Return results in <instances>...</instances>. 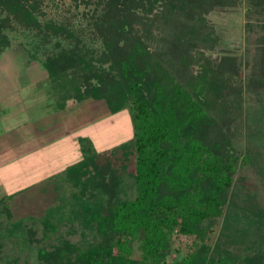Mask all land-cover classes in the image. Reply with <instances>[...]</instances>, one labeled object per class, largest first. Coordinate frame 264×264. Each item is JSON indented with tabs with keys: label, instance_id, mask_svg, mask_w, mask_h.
I'll use <instances>...</instances> for the list:
<instances>
[{
	"label": "trees",
	"instance_id": "obj_1",
	"mask_svg": "<svg viewBox=\"0 0 264 264\" xmlns=\"http://www.w3.org/2000/svg\"><path fill=\"white\" fill-rule=\"evenodd\" d=\"M236 2L105 0L104 15L95 23L100 51L80 47V41L68 48L56 44L60 50L42 63L55 98L47 103L50 112L64 114L76 104L82 112L72 127H79L93 120L95 109H88L97 103L104 105L103 114L127 110L131 133L106 146L98 143L100 136L78 134L73 163L11 194L8 199L15 197L17 206H7L1 191L0 204L13 220L0 230L1 247L4 240L22 239L17 244L30 250L33 264H167L178 235L190 240L191 249L173 264H264V254L252 253L249 245L243 257L236 253L244 230L229 221L233 214L232 220H250L253 197L247 195L244 206L231 199L235 174L249 155L234 148L229 122L209 112L225 102L229 90L239 98L243 93L232 81L240 75L238 57L214 61L206 53L216 38L205 27V12ZM39 4L0 0V57L12 44L5 29L13 28L14 20L73 38L62 25L41 23ZM154 6L158 10L151 16ZM256 64L261 71L254 68L249 81L262 88L263 42ZM43 188L52 189L54 200L39 216L40 235L34 225L38 213L31 211L27 219L23 210L34 206L33 194ZM228 205V221L217 229ZM19 261L17 255L3 264Z\"/></svg>",
	"mask_w": 264,
	"mask_h": 264
},
{
	"label": "rangeland",
	"instance_id": "obj_2",
	"mask_svg": "<svg viewBox=\"0 0 264 264\" xmlns=\"http://www.w3.org/2000/svg\"><path fill=\"white\" fill-rule=\"evenodd\" d=\"M39 1L42 13L37 14V17L41 23L51 21L62 25L72 33L73 38L66 39L62 34L60 36L47 35L46 33L49 31L32 29L15 20L12 22L13 28L5 29L12 44L0 57V162L17 158L21 153L25 154L24 151L28 149V146L24 143L25 139L21 137L20 131L24 126L41 136L44 134L41 131L49 125L59 127L61 118L66 123L70 120L76 121L79 113L82 112L80 107L71 103V107L66 113L53 112L49 115L51 112L47 103H55V98L49 93L51 86L49 77H47L48 72L42 63L47 56L60 50L56 44L60 42L63 48H68L80 41V47L84 45V48H91L95 51H100L103 46L95 23L100 21L104 15L105 0ZM157 6H154V11L150 13L151 16L158 10ZM204 22L205 27L211 30L216 38L214 44L208 43L207 57L215 61L223 56H234L238 57V61L241 62L240 75L232 80L235 82V87H243V93L239 95L241 98L235 94L236 90L233 92L229 90L225 94V102L222 105L217 109H209V112L219 120L224 118L226 122H229L230 128L228 127L227 131L233 139L236 151L242 155L246 153L249 155L247 158L249 162L244 163V166L240 167L235 174L236 180L231 194V199L235 205L239 206L247 202V195L253 197L251 200L253 205L249 204L247 209L246 204L247 212H249L247 216L250 218L249 223L243 219L232 220L235 218V214L229 220L234 228L238 227L244 230L242 241L240 244H236L235 251L243 257L248 249L245 246L249 245L254 249L252 253L264 254V87H256L249 81L254 74V68L255 73L261 71L260 65L256 64L255 67V63L256 49L261 42L264 43V0L260 4H255L253 0H237L234 5L216 6L209 12H205ZM154 33L157 34V31L154 30ZM44 37L47 38V42H43ZM210 42L212 41L210 40ZM209 102L212 104V100ZM102 107L104 105L97 103L88 109L89 111L95 109L92 111L95 115L92 119L95 120L80 127L72 135L75 137V134L79 133L90 135L93 138L100 136L98 143H105L106 146L117 139L118 142L121 141L129 135V132L131 133L126 121L129 116L127 110H123L116 116L111 113L103 114L105 111L102 110ZM20 119L24 122L19 121ZM13 120L17 122L15 123ZM11 134L14 137H19L20 140L10 137ZM30 138H33L31 133L26 135V139ZM48 150L49 156L44 151L42 154L45 153L49 159L48 162L53 165H61L64 168L63 164L73 163V154L68 155L67 161L61 160L64 153L62 143L53 149L48 148L46 151ZM54 157H59V159L53 160ZM241 162L244 161L241 159ZM15 168L16 166H12L11 169L0 168V197L2 196L1 189H6L7 192L3 196L6 195L5 203L10 207L17 206L15 204L18 202L14 201L15 197L13 199H8V197L11 194L12 197L18 193V190L23 189V186L19 185H24L28 179V176H24L26 172H23V169L16 170ZM51 191L43 188L40 194L37 192L39 197L37 193L33 194L35 200L37 199L34 200V206H28L29 208L23 210L24 217L26 216L27 219L30 217L27 214H30L31 211L35 214L38 213V216L34 215L36 219L34 225H38L40 235L42 229L39 216L42 215L41 212L44 208L47 210L48 206L53 204L54 199ZM4 209L5 207L0 204V222H2L0 230L3 232V228L10 227V223L13 222ZM233 209L235 210V208ZM231 210L228 205L225 215L218 221L217 229L220 228V223L228 221L227 215ZM14 212L15 218H20L21 215H17L15 210ZM27 221L30 222V220ZM77 235L71 237L77 239ZM10 240H4L3 243L6 242V245L0 246V264L17 255L20 257V264H25V262L33 264L34 261H31L33 257L29 254L30 250L23 248L22 244H17L22 239L13 237ZM190 243V240L185 236L175 235L166 263L173 264L174 261L181 258L191 249ZM137 246L138 243L135 244L136 248ZM212 251L213 246H210L205 253L209 255ZM135 256H140L138 251Z\"/></svg>",
	"mask_w": 264,
	"mask_h": 264
},
{
	"label": "crops",
	"instance_id": "obj_3",
	"mask_svg": "<svg viewBox=\"0 0 264 264\" xmlns=\"http://www.w3.org/2000/svg\"><path fill=\"white\" fill-rule=\"evenodd\" d=\"M52 113L53 112L49 113V115H51ZM119 113H122V111ZM119 113H117L116 116H118ZM36 118L38 117L36 116ZM19 121H23V120L20 119ZM16 122L17 121H15V123ZM72 123L73 121L71 120L66 123L61 118L59 127H56V126L53 127L49 125L45 130L41 131L42 133H44L41 136L40 135L38 136V134L35 131L27 129V126H24L23 129H20L21 137L25 139L24 143H26V145L28 146V149L24 151L25 152L24 155H22V153L19 151V153L21 154L20 156H17V158H14V159L11 158L10 160L1 161L0 168L11 169L12 166H16L15 168L16 170L23 169L22 171L26 172L24 176L25 177L28 176L26 183L24 185L23 184L19 185L23 187L25 185H30L31 183L38 182V180L43 179L46 176L56 173L59 170L63 169L61 165L55 166L51 162H48L49 159L47 158L45 153L42 154V152L43 151L47 152L46 154L49 156L48 154L49 150L48 151L46 150L48 148L53 149L56 145L62 143V151L64 153L62 155L61 160L63 162L67 161L68 155L70 154H73V158L79 155V151H78V147L76 143V137L79 133L75 134V137L72 135V133L78 130L80 127L88 125V123L90 122L84 123L80 125L79 127L77 126L72 127ZM23 131H24V134H23ZM30 133L32 134L33 138H30L28 140L26 139V135ZM10 137H14V135L11 134ZM14 138L20 140L19 137H14ZM20 159L23 161H21ZM57 159H59V157H54L53 160H57ZM63 165L64 167L66 166V164H63ZM5 190L6 189H1V191L7 192Z\"/></svg>",
	"mask_w": 264,
	"mask_h": 264
}]
</instances>
